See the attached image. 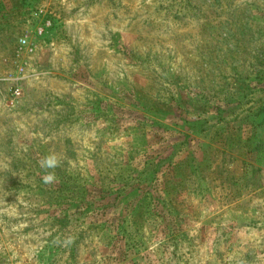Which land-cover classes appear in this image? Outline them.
Returning a JSON list of instances; mask_svg holds the SVG:
<instances>
[{"label":"rangeland","instance_id":"obj_1","mask_svg":"<svg viewBox=\"0 0 264 264\" xmlns=\"http://www.w3.org/2000/svg\"><path fill=\"white\" fill-rule=\"evenodd\" d=\"M0 264H264V0H0Z\"/></svg>","mask_w":264,"mask_h":264},{"label":"clouds","instance_id":"obj_2","mask_svg":"<svg viewBox=\"0 0 264 264\" xmlns=\"http://www.w3.org/2000/svg\"><path fill=\"white\" fill-rule=\"evenodd\" d=\"M40 167L45 170V174L42 180L45 184H52L57 180V176L54 170L60 165V161L55 154H49L39 161Z\"/></svg>","mask_w":264,"mask_h":264},{"label":"built area","instance_id":"obj_3","mask_svg":"<svg viewBox=\"0 0 264 264\" xmlns=\"http://www.w3.org/2000/svg\"><path fill=\"white\" fill-rule=\"evenodd\" d=\"M38 31H39V32H42V27H40V28L38 29ZM21 41H22V42H25V39H22ZM13 93H14L15 96H18V95H19V90H18V89H14Z\"/></svg>","mask_w":264,"mask_h":264}]
</instances>
